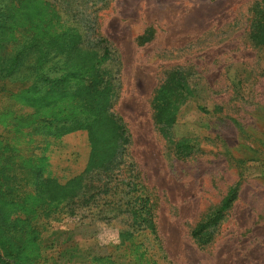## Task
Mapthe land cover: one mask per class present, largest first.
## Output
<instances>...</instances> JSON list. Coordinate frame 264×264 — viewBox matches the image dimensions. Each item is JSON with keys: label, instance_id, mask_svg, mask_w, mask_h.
<instances>
[{"label": "rangeland", "instance_id": "1", "mask_svg": "<svg viewBox=\"0 0 264 264\" xmlns=\"http://www.w3.org/2000/svg\"><path fill=\"white\" fill-rule=\"evenodd\" d=\"M255 1L12 0L21 21L12 39L72 29L91 46L107 42L112 91L102 104L126 129L120 179L139 183L137 196L154 204L157 264H264V47L248 40ZM26 13L31 20L23 19ZM178 79L186 91L168 94ZM30 84L0 81V137L29 161L24 168L41 169L39 184L24 191L42 203L19 194L24 201L4 212L16 231L9 239L20 248L18 263L96 264L92 257L113 253L127 264L131 244L144 242L141 232L122 240L131 217L110 219L114 212L99 199L92 214L76 207L71 217L65 202L47 200L55 188L48 180L64 185L79 175L91 147L86 130L59 138L32 133L36 109L16 94ZM168 116L174 122L165 137L157 117L164 123ZM180 139L196 146L184 158L174 150ZM236 183L237 199L213 241L199 246L191 230ZM138 213L136 225H150L145 210Z\"/></svg>", "mask_w": 264, "mask_h": 264}, {"label": "trees", "instance_id": "2", "mask_svg": "<svg viewBox=\"0 0 264 264\" xmlns=\"http://www.w3.org/2000/svg\"><path fill=\"white\" fill-rule=\"evenodd\" d=\"M17 17L12 0H0V81L21 86L31 83L16 94L25 104L36 109L34 122L30 125L32 133L59 138L70 132L86 130L91 147L87 166L79 175L64 185L58 184L54 178L48 180L47 183L55 185V188L49 190L53 193L46 192L47 200L55 202V206L65 202L71 217L76 215V207L84 208V216L92 214V208L98 207L96 199L102 200V207H106L110 213L114 212L110 219L126 213L131 219L128 231L124 233L126 237L122 240H129L128 237L133 238L141 232L144 241L131 244L127 264H157L151 254L155 248L154 242L158 241L153 224L154 204L150 203L148 195L137 196L142 189L139 183L125 177L120 179L123 173V146L128 142L126 129L116 116L107 113L102 104L104 97L112 91L110 65L113 58L107 42L98 39L91 46L72 29L53 38L30 35L18 41L12 39V32L21 26ZM23 19L31 20L30 14H24ZM248 40L255 46L264 47V0H256L250 6ZM147 41L146 37L140 38L142 43ZM185 91L184 82L179 79L168 88V94H183ZM173 122L171 116L166 117L164 123L162 117H157V124L164 125L162 132H166L165 137ZM195 147L188 139L174 141L178 158L189 156ZM28 164L29 161L20 154L15 144L0 137V225H5L0 227V264H19L20 248L9 239L10 236L15 237L16 231L12 226H6L14 224L8 223L10 214L4 212L8 207L24 201V198L17 201L19 194L26 199L33 197L27 195L24 189L32 186L30 183L39 184L41 169L35 164H30L29 169L24 168ZM41 184L44 183L41 181ZM46 188L49 189V186L46 185ZM238 189L239 183L231 186L219 204L194 226L190 236L196 244L204 247L213 241L219 222L237 199ZM125 198L128 200L125 209H122ZM32 199L42 203L41 198ZM137 200L140 202L138 206ZM141 209L145 210V221L150 225H136ZM50 214L51 211L46 213ZM103 214L106 216V213ZM106 220H109V216H106ZM120 243L123 245L125 241ZM119 258L111 253L103 257L94 256L90 261L96 264H121L123 261Z\"/></svg>", "mask_w": 264, "mask_h": 264}]
</instances>
